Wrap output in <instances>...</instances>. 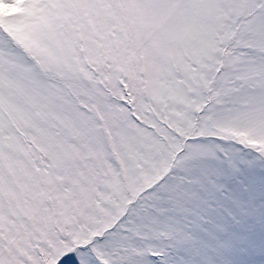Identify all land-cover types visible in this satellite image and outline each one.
I'll use <instances>...</instances> for the list:
<instances>
[{
	"label": "snow or ice",
	"instance_id": "obj_1",
	"mask_svg": "<svg viewBox=\"0 0 264 264\" xmlns=\"http://www.w3.org/2000/svg\"><path fill=\"white\" fill-rule=\"evenodd\" d=\"M0 264H264V0H0Z\"/></svg>",
	"mask_w": 264,
	"mask_h": 264
}]
</instances>
